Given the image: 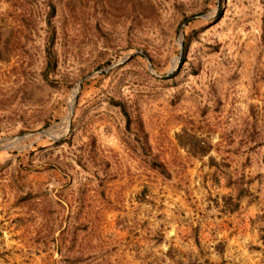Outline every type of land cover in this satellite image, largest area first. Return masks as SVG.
I'll list each match as a JSON object with an SVG mask.
<instances>
[{"label": "rangeland", "instance_id": "374dc122", "mask_svg": "<svg viewBox=\"0 0 264 264\" xmlns=\"http://www.w3.org/2000/svg\"><path fill=\"white\" fill-rule=\"evenodd\" d=\"M0 264H264V0H0Z\"/></svg>", "mask_w": 264, "mask_h": 264}, {"label": "trees", "instance_id": "16d2710c", "mask_svg": "<svg viewBox=\"0 0 264 264\" xmlns=\"http://www.w3.org/2000/svg\"><path fill=\"white\" fill-rule=\"evenodd\" d=\"M54 12L53 7H50L49 17L47 24L50 25V17L52 16ZM54 39L53 34L49 37L48 45L45 48V67L43 71V77L44 79H48V75L53 72L54 66H55V59L53 55L52 45H53ZM124 112V109H123Z\"/></svg>", "mask_w": 264, "mask_h": 264}, {"label": "water", "instance_id": "95a60500", "mask_svg": "<svg viewBox=\"0 0 264 264\" xmlns=\"http://www.w3.org/2000/svg\"><path fill=\"white\" fill-rule=\"evenodd\" d=\"M131 56H128L126 59H124L121 63L125 62L126 60L130 59ZM70 108H71V105H70Z\"/></svg>", "mask_w": 264, "mask_h": 264}, {"label": "bare ground", "instance_id": "6f19581e", "mask_svg": "<svg viewBox=\"0 0 264 264\" xmlns=\"http://www.w3.org/2000/svg\"><path fill=\"white\" fill-rule=\"evenodd\" d=\"M75 93H76V92H75ZM69 105H71V103H70Z\"/></svg>", "mask_w": 264, "mask_h": 264}]
</instances>
